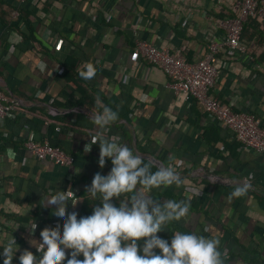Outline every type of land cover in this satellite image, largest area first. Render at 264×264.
Here are the masks:
<instances>
[{"label": "crops", "instance_id": "crops-1", "mask_svg": "<svg viewBox=\"0 0 264 264\" xmlns=\"http://www.w3.org/2000/svg\"><path fill=\"white\" fill-rule=\"evenodd\" d=\"M237 1L0 0V88L19 101L16 117L0 129V252L16 236L12 264L25 250L41 258L43 252L33 251L41 234L62 229L48 201L64 195L78 219L100 203L88 186L113 165L106 159L99 166V142L92 137L117 140L152 172L171 167L181 177L179 186L138 185L158 202L190 204L189 214L169 222L160 237L194 232L219 241L223 264H264V152L243 147L231 129L176 93L161 67L135 51L142 39L181 48L196 61L209 43L225 38L218 23L237 15ZM242 38L245 53L217 54L211 94L257 115L264 126V18L250 17ZM88 67L96 77L85 83L79 77ZM105 106L118 119L97 131L94 118ZM30 135L74 154L75 162L36 158L25 146ZM237 187L245 190L235 196ZM130 195L112 202L118 206Z\"/></svg>", "mask_w": 264, "mask_h": 264}, {"label": "clouds", "instance_id": "clouds-1", "mask_svg": "<svg viewBox=\"0 0 264 264\" xmlns=\"http://www.w3.org/2000/svg\"><path fill=\"white\" fill-rule=\"evenodd\" d=\"M95 77V71L88 67L79 78L88 83ZM117 119L118 113L105 106L94 123L97 131H103ZM91 141L99 142V166L103 168L106 159L113 165L107 175L97 172L88 186L87 192L93 197L100 194V203L91 215L78 219L77 212L68 211L70 199L64 195L48 201L46 208L54 213L53 220L62 224V229L43 232L37 248L43 252L42 257L37 259L25 250L19 264H223L216 239L194 232H175L170 241L158 235L169 222L187 216L190 204L187 200L158 202L138 185L146 190L179 186L182 180L173 168L160 167L152 172L151 165L127 145L110 138L92 137ZM244 190L237 187L233 195H241ZM127 193L131 194L129 198L118 206L112 202ZM15 245L13 238L3 247V264H12L18 251ZM81 255L83 259H79Z\"/></svg>", "mask_w": 264, "mask_h": 264}, {"label": "built area", "instance_id": "built-area-1", "mask_svg": "<svg viewBox=\"0 0 264 264\" xmlns=\"http://www.w3.org/2000/svg\"><path fill=\"white\" fill-rule=\"evenodd\" d=\"M236 6L237 15L222 19L218 23L225 31V38L209 43L203 57L196 61H190L181 48L175 50L160 48L142 39L136 40L135 51L161 67L171 78L170 86L176 93H182L186 99H194L212 119L231 129L243 147L264 152L262 119L253 113L236 111L211 94L219 73L217 66L219 51L227 49L230 53H245L248 45L242 35L246 21L250 17L264 18V6L260 5L259 0H238ZM13 14L17 16L19 11L15 10ZM18 106L19 101L0 88V129L6 119L16 117ZM60 129L57 127V130ZM25 146L36 158L50 160L61 166L72 165L76 160L74 154L49 142L37 141L33 135L27 138ZM195 191L198 193L197 189ZM31 226L37 229L35 223ZM12 237L15 241L18 240L16 236ZM39 244L33 250L35 254L40 253L37 250ZM79 259H83V256Z\"/></svg>", "mask_w": 264, "mask_h": 264}, {"label": "trees", "instance_id": "trees-1", "mask_svg": "<svg viewBox=\"0 0 264 264\" xmlns=\"http://www.w3.org/2000/svg\"><path fill=\"white\" fill-rule=\"evenodd\" d=\"M247 22V21H246ZM246 24V23H245ZM245 26V25H244Z\"/></svg>", "mask_w": 264, "mask_h": 264}]
</instances>
